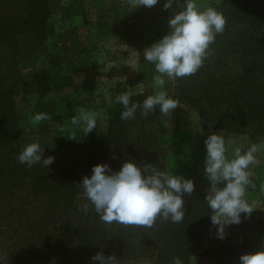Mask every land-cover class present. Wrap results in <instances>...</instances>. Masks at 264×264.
Here are the masks:
<instances>
[{
	"label": "trees",
	"instance_id": "16d2710c",
	"mask_svg": "<svg viewBox=\"0 0 264 264\" xmlns=\"http://www.w3.org/2000/svg\"><path fill=\"white\" fill-rule=\"evenodd\" d=\"M47 1L0 0V264H99L92 260L99 252L117 261L173 264L179 257L186 264L212 225L207 190L184 195L182 223L158 219L151 229L106 224L94 208L87 214L78 210L88 203L78 185L91 178L95 165L107 164L113 173L125 162L166 171L159 107L142 116L144 96L135 94L131 100L141 107L125 121L123 106L116 103L106 130L95 129L82 144L83 159L72 155L69 141L44 143L23 123L22 64L44 36ZM213 6L226 18L225 31L204 66L173 82L168 96L212 129L264 139V0H219ZM34 142L44 158H55L51 165L41 161L29 168L18 162L23 148Z\"/></svg>",
	"mask_w": 264,
	"mask_h": 264
},
{
	"label": "rangeland",
	"instance_id": "374dc122",
	"mask_svg": "<svg viewBox=\"0 0 264 264\" xmlns=\"http://www.w3.org/2000/svg\"><path fill=\"white\" fill-rule=\"evenodd\" d=\"M47 2L44 36L22 64L24 85L18 105L23 123L42 142L58 146L60 141H69L75 146L72 155L83 159L86 152L82 144L88 135L75 129L76 139H69L68 132L58 131V126L70 125L79 108L95 112L96 130L103 132L117 95L140 93L144 101L157 91L173 92V81L167 77L163 89L154 85L153 77L159 74L154 64L144 59L143 51L170 32L169 21L181 11L179 5L185 0H176L168 10L164 9L166 0H159L151 8L135 9L121 0ZM195 2L203 10L214 8L219 0ZM39 113H46L51 119L33 127L31 120ZM159 121L163 133L160 132L158 142L166 152V171L192 179L195 188L201 190H207L210 184L204 174L205 140L209 135L224 136L229 158L235 147L246 151L261 140L212 129L183 103ZM230 139L235 143L228 144ZM257 159L259 164L249 168L256 185L248 189L246 196L254 208L251 215L241 214L240 224L226 226L223 239L217 236L218 226L210 225L186 264H240L242 255L264 250V152L257 153ZM117 264L139 263L123 258Z\"/></svg>",
	"mask_w": 264,
	"mask_h": 264
},
{
	"label": "clouds",
	"instance_id": "9594fccd",
	"mask_svg": "<svg viewBox=\"0 0 264 264\" xmlns=\"http://www.w3.org/2000/svg\"><path fill=\"white\" fill-rule=\"evenodd\" d=\"M122 3L135 8L155 6L159 0H121ZM176 0H166L164 9L172 8ZM181 11L174 14L169 21L170 32L161 40L145 48L144 59L154 64V85L163 89L165 78L175 82L177 79L195 75L213 55L211 46L218 34H223L226 18L213 7L199 9L195 0H185L179 5ZM131 93L125 92L116 96V102L123 106L121 120L135 118L141 105L132 102ZM179 106V101L168 96L166 91H157L149 95L142 103L141 115L147 117L159 107L162 116H167ZM46 113L36 114L31 123L38 126L44 120H50ZM165 126L167 123L165 122ZM97 127V114L93 111L78 109L70 125L58 126L61 133L68 132L69 139H76L75 129L82 130L87 136ZM30 130V129H29ZM228 144L235 143L229 140ZM207 155L205 176L211 187L207 189L205 201L211 212L213 226H218L217 236L225 238L226 226L241 223V214L250 216L254 208L246 196L249 188L256 185L251 179V166L259 164L257 153L264 152V139L253 143L247 150L237 146L231 158L227 155L228 147L223 135L213 133L205 140ZM54 157L44 158L38 142L30 143L18 156L20 164L31 168L42 161V166H49ZM91 178L85 176L78 186L88 203L79 206L78 210L88 213L90 208L99 215L101 222L117 223L124 226H136L145 229L153 228L158 219L172 223H182L185 218L184 195H193L195 184L192 179L173 175L172 172L158 170L153 164L145 163L142 167L135 162H125L119 172L113 173L109 165L98 164L92 169ZM264 192V186L261 187ZM99 264H117L115 256H105L99 252L92 257ZM173 264H182L179 257L173 258ZM240 264H264V250L244 254Z\"/></svg>",
	"mask_w": 264,
	"mask_h": 264
}]
</instances>
